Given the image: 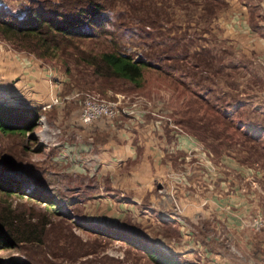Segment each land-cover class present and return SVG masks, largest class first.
<instances>
[{"label":"rangeland","instance_id":"rangeland-1","mask_svg":"<svg viewBox=\"0 0 264 264\" xmlns=\"http://www.w3.org/2000/svg\"><path fill=\"white\" fill-rule=\"evenodd\" d=\"M106 1L108 12L82 28L88 37L69 40L55 57L40 61L65 79L62 93L72 83L79 91L151 103L157 124L148 127L174 134L165 135L172 154L163 180L150 186L162 202L169 197L174 212L160 216L152 198L133 197L137 184L125 180L133 164L107 173L87 155L77 161L83 171L75 161L65 165L64 142L91 141L70 129L67 118L57 119V110L45 115L50 129L43 125L41 138L40 112L29 134L0 132V185L18 191L0 190V217L17 219L39 236L43 227L42 240L0 244V264H155L140 248L178 264H264V229L248 225L264 217V68L224 31L236 9L246 8L252 27L256 17L264 21V0ZM58 2L0 0V11L21 18L28 9L44 11ZM104 51L147 59L167 75L145 70L140 89L93 77L82 53ZM30 98L25 87L21 95L0 91L3 104L40 107ZM66 106L61 114L77 113L79 123L77 105ZM177 135L190 142L180 161ZM179 200L189 208L186 216Z\"/></svg>","mask_w":264,"mask_h":264},{"label":"crops","instance_id":"crops-1","mask_svg":"<svg viewBox=\"0 0 264 264\" xmlns=\"http://www.w3.org/2000/svg\"><path fill=\"white\" fill-rule=\"evenodd\" d=\"M245 9V7L244 9H236L235 12L229 15L233 20L227 27L224 26V31L226 35H230L240 43V49L245 48L251 56L253 55L252 57H257V61L264 68V21L261 20L260 23L263 32L262 34H258L250 25L248 16L246 17L245 15ZM46 67L34 56L25 52L15 51L4 42H0V91L4 89L10 92H17L21 95V93H24L25 87L31 93L30 102L40 106L46 100L48 92ZM59 109H56L58 111L57 119H62V117L67 118L70 129L79 128L81 130L80 138L82 139L84 135L85 138H88L89 142L91 141L90 143L79 141L78 145L64 142L65 146L62 145V147L68 149L65 152L70 155L69 159L64 161L65 165L73 167L74 165L70 164V162L73 163L75 161L76 167L83 171L81 167H78L80 163L77 161L79 158L85 160L87 155H92L90 161L99 163L101 171L108 170L107 173L119 172L116 169L118 165L128 167L129 164H133L136 169L130 172L129 175H125L127 183L129 180L132 181L134 179V183L137 184V187H133L131 190L136 195L133 197L141 200L145 199V197L152 198L150 206L160 216H168V213L174 212L169 197L167 196L166 198L168 201L162 202L150 186L153 181L163 180L165 170L169 166L166 156L167 154H172V148L168 149V145L165 143V135L172 137L174 132H166L163 128L159 129L158 126L153 131L150 128L151 126L148 127L150 124H155L156 126L157 120L154 118L157 116L151 113H140L135 117L120 118L112 128L100 126L91 129L80 125L76 121L77 113L67 112L61 114L62 110L59 111ZM138 117L139 120L137 119ZM52 119L50 120L51 123L57 120ZM45 123L47 128L50 129L47 120H45ZM176 138L178 142L176 151L180 154V157H178L180 161V158L184 156L183 152L185 149L190 148V142L188 137L183 135H177ZM154 198L155 201H153ZM178 203L179 207H182L181 213L184 210L186 216L189 208L186 207L182 200H179Z\"/></svg>","mask_w":264,"mask_h":264},{"label":"trees","instance_id":"trees-1","mask_svg":"<svg viewBox=\"0 0 264 264\" xmlns=\"http://www.w3.org/2000/svg\"><path fill=\"white\" fill-rule=\"evenodd\" d=\"M109 6H111V2L106 0H59L52 9L44 11L28 9L21 18L0 11V37L4 41L11 43L17 51L33 55L39 60L51 59L56 56L57 51L67 44L69 40L88 37L81 33L82 28L92 19L95 18L94 20H96L101 15L106 14ZM255 21L258 22L252 28H257L263 32L260 24L261 21L258 17H256ZM82 54L84 56L83 62L91 68L93 77H99L105 80H124L137 89L142 88L145 70L155 69L161 74L167 75L160 66L155 67L147 59L139 58L134 60L132 57L119 53L118 51H104L95 56ZM169 60L173 59L170 58ZM203 64L206 67H210L208 62H204ZM65 73L71 82L68 76L71 75L70 71L66 69ZM70 86L72 89L69 91L67 86V92H64L63 95L70 93L73 89H78L75 88V84L72 85L70 83ZM106 93L100 94L105 95ZM1 102V133H12L24 136L34 130L39 113L42 112L40 107L26 106L17 108ZM53 111H56V109H53L51 112ZM0 190L9 194L18 192L7 187L3 188L2 185H0ZM44 202L49 207L55 206L52 202ZM0 221V244L4 248H9L11 245L20 243L41 242L42 240L43 227L40 231L41 235L39 236V233L34 230L21 229L20 223L22 222L17 219L10 220L5 217H0ZM135 247L136 249L140 248L138 246ZM139 250L155 264H178L166 257L151 253L147 249L140 248Z\"/></svg>","mask_w":264,"mask_h":264},{"label":"built area","instance_id":"built-area-1","mask_svg":"<svg viewBox=\"0 0 264 264\" xmlns=\"http://www.w3.org/2000/svg\"><path fill=\"white\" fill-rule=\"evenodd\" d=\"M45 72L47 74L48 92L46 100L40 105L43 115L40 116V124L42 121L45 122L44 117L48 112L53 109L62 108L69 103L77 104L80 125L91 129L100 126L112 128L120 118L135 117L140 113H151L157 116L156 113L151 111L155 109L151 103L140 97L130 100L131 98L129 99V97L119 93H112L111 91H107L105 95H101L94 91H79L75 89L63 95L62 91L65 79L59 77L54 68L46 67ZM137 119L139 120V117ZM43 131L44 126L42 123L39 132L41 138ZM248 225L250 228L260 231L264 229V217L259 215L252 219Z\"/></svg>","mask_w":264,"mask_h":264},{"label":"bare ground","instance_id":"bare-ground-1","mask_svg":"<svg viewBox=\"0 0 264 264\" xmlns=\"http://www.w3.org/2000/svg\"><path fill=\"white\" fill-rule=\"evenodd\" d=\"M42 123H43V125L46 127V125H45L44 121H42Z\"/></svg>","mask_w":264,"mask_h":264}]
</instances>
